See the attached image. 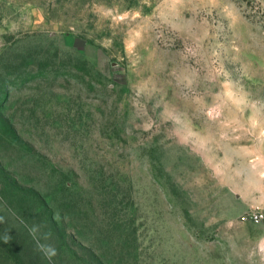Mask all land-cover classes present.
Wrapping results in <instances>:
<instances>
[{"label": "rangeland", "instance_id": "374dc122", "mask_svg": "<svg viewBox=\"0 0 264 264\" xmlns=\"http://www.w3.org/2000/svg\"><path fill=\"white\" fill-rule=\"evenodd\" d=\"M257 209L264 0H0V264H264Z\"/></svg>", "mask_w": 264, "mask_h": 264}, {"label": "built area", "instance_id": "2783aa9c", "mask_svg": "<svg viewBox=\"0 0 264 264\" xmlns=\"http://www.w3.org/2000/svg\"><path fill=\"white\" fill-rule=\"evenodd\" d=\"M247 215L254 223L264 224V210H251Z\"/></svg>", "mask_w": 264, "mask_h": 264}, {"label": "trees", "instance_id": "16d2710c", "mask_svg": "<svg viewBox=\"0 0 264 264\" xmlns=\"http://www.w3.org/2000/svg\"><path fill=\"white\" fill-rule=\"evenodd\" d=\"M51 219H52L53 221H55L54 218H53V216H51ZM54 226H55V225H54ZM35 243H36V241L34 240V249H36V248H35ZM8 249H13V248H12L11 246H8ZM11 251H12V250H11ZM14 251H15V252H14ZM32 251H33V250H32ZM13 253H17V254H19V252H18L17 250H14V249H13ZM24 259H25V258H23V260H24ZM20 263H22V261H21ZM23 263H26V262H23ZM23 263H22V264H23ZM26 264H29V262H27ZM30 264H37V260H36V259H35V260L32 259L31 262H30ZM47 264H55V263L52 262V261L50 262V260H49V261L47 260Z\"/></svg>", "mask_w": 264, "mask_h": 264}]
</instances>
